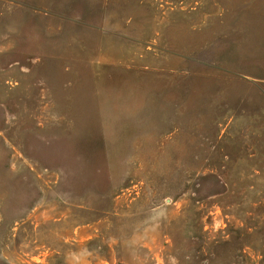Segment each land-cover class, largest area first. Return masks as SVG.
Returning <instances> with one entry per match:
<instances>
[{"label": "rangeland", "instance_id": "rangeland-1", "mask_svg": "<svg viewBox=\"0 0 264 264\" xmlns=\"http://www.w3.org/2000/svg\"><path fill=\"white\" fill-rule=\"evenodd\" d=\"M0 264H264V0H0Z\"/></svg>", "mask_w": 264, "mask_h": 264}]
</instances>
